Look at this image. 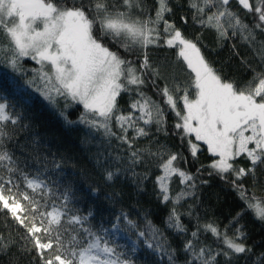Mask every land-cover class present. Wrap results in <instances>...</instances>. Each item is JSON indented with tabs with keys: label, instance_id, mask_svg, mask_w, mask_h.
<instances>
[{
	"label": "snow or ice",
	"instance_id": "obj_1",
	"mask_svg": "<svg viewBox=\"0 0 264 264\" xmlns=\"http://www.w3.org/2000/svg\"><path fill=\"white\" fill-rule=\"evenodd\" d=\"M185 2L197 27L214 30L218 42L239 38L251 50V62L241 57L250 79L238 84L215 67L200 35L186 36L168 18L170 0H154V8L147 0H0V66L50 105L82 108L76 121L59 115L85 129L83 142L96 148L106 182L131 178L143 194L157 170L153 195L167 208L163 228L150 212L141 226L123 210L110 227L93 225L73 187L54 178L61 165L31 131L30 97L0 88V264H138V245L166 264H240L252 254L240 221L250 212L264 223V194H257L264 188V0H235L243 14L232 0ZM188 19L180 16L184 26ZM150 48L175 49V57L154 61ZM24 58L40 66L31 78ZM9 87L15 92L20 84ZM169 113L171 134L193 161L206 146L210 160L195 173L180 166L188 156L160 140L169 135ZM205 174L228 184L243 204L223 227L196 211ZM113 232L136 239L120 244ZM261 261L264 253L254 264Z\"/></svg>",
	"mask_w": 264,
	"mask_h": 264
},
{
	"label": "trees",
	"instance_id": "obj_2",
	"mask_svg": "<svg viewBox=\"0 0 264 264\" xmlns=\"http://www.w3.org/2000/svg\"><path fill=\"white\" fill-rule=\"evenodd\" d=\"M147 2L154 8V0H147ZM170 3L174 15L168 18L175 20L177 26L182 27L186 36L200 35L202 44L206 46L202 48V51L215 67L221 69L227 76L236 79L238 84L250 79L251 72L245 70L241 64V57H246L251 62L252 52L245 44L241 43L239 38L218 42L214 30L199 28L192 22L191 10L187 8L185 0H180L184 7H178L176 0H170ZM232 4L233 10H239L242 13V10L235 4V0H232ZM181 15H187L189 18L186 26L182 25L180 21ZM232 45L236 46L239 56L233 52ZM175 53V49H149L150 57L154 61L165 56L174 58ZM21 63L28 70L27 75L29 78L33 75L32 70L40 67L35 61L28 58H24ZM0 69L12 74L18 80L17 74L13 73L11 69L4 66H0ZM18 81L24 85L23 81ZM27 89L35 95L34 100L29 103L30 106H25V113L28 117L27 122L31 124L32 133L41 142L42 149L49 155V159H54L60 163L61 168L53 173L54 178L57 181L62 180L64 184H70L73 187L78 200L76 206L81 213L86 214L88 211H92L94 218L91 219V223L93 225L109 227L113 217L122 210L132 220L140 223L141 226L143 224L141 217L145 212H150V218L153 222L163 228L167 208L161 205L153 195V181L155 176L159 174L158 171L153 169L152 177L146 182V191L143 194L137 192L131 178L121 177L112 183L106 182L102 177V170L95 163L96 148L83 142L85 129L79 125L66 124L59 115L60 111H65L69 120L76 121L82 108L73 105L65 110L63 100L58 101L54 107L46 102L34 89ZM148 92L152 94L151 88L148 89ZM154 98L161 99L160 97ZM126 100L127 97L122 95L119 100L122 108H126ZM167 119L170 128L169 135H161V142L166 143L171 151H180L188 156V163L181 162L180 166L195 173L197 167L201 164L206 165L210 160L206 146L201 145V152L198 154V158L193 161L186 150L181 147L178 138L171 134V125L175 118L169 113ZM24 138V134L19 137L20 141H23ZM16 154L20 155L18 150ZM200 179H208L209 184L202 185L199 189L200 199L196 211L202 221H215L223 227L232 216L243 208V204L229 185L218 177H208L205 174ZM261 180L264 182V177ZM171 188L173 193L179 190L178 178L173 179ZM257 194H264V188H258ZM3 221L4 215L0 213V224ZM240 222L245 226L247 232L246 243L253 249L252 254L242 259L240 264H254L257 257L264 253V223L253 219L250 212L246 213ZM8 223H12L10 219ZM208 239L211 242L210 236ZM117 243L122 244L119 241ZM137 255L139 257L138 264H166L165 260H160L149 251L137 252ZM260 264H264V261H261Z\"/></svg>",
	"mask_w": 264,
	"mask_h": 264
},
{
	"label": "rangeland",
	"instance_id": "obj_3",
	"mask_svg": "<svg viewBox=\"0 0 264 264\" xmlns=\"http://www.w3.org/2000/svg\"><path fill=\"white\" fill-rule=\"evenodd\" d=\"M11 81H17L20 84V87L15 92H13V90L9 87V83ZM0 88H2L5 92H7L9 95L13 97H18L19 93L23 91L27 96L30 97L29 103H31V101H33L35 97V95L31 91H29L24 85H22L12 74L5 72L1 69H0ZM121 226L123 227V225ZM113 236L116 238V241H119L122 244L125 243L130 244L131 240L136 239L135 235H132L131 233L125 235L123 232H113ZM129 236H131V240L129 239ZM137 247H138V252L148 251L140 245H138Z\"/></svg>",
	"mask_w": 264,
	"mask_h": 264
}]
</instances>
